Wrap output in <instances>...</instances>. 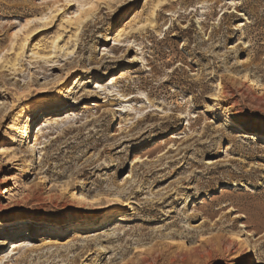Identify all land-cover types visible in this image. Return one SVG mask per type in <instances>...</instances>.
I'll list each match as a JSON object with an SVG mask.
<instances>
[{
  "label": "rangeland",
  "instance_id": "374dc122",
  "mask_svg": "<svg viewBox=\"0 0 264 264\" xmlns=\"http://www.w3.org/2000/svg\"><path fill=\"white\" fill-rule=\"evenodd\" d=\"M120 27L127 31L114 41ZM118 42L125 51L115 54ZM78 65L75 86L64 69ZM243 75L264 83V0H0V233L118 228L105 253L92 248L82 261L107 264L161 230L186 243L204 238L199 256L179 259L168 239L155 241L156 264H264V145L249 139L264 135V94L235 92ZM215 81L228 110L188 131L179 120L187 97ZM62 105L78 124L36 136ZM13 119L18 129L7 134ZM140 186L172 195L142 211L147 197L136 212L100 197L92 213L77 201ZM135 223L146 230L124 236ZM76 255L37 264H79L87 253Z\"/></svg>",
  "mask_w": 264,
  "mask_h": 264
},
{
  "label": "bare ground",
  "instance_id": "6f19581e",
  "mask_svg": "<svg viewBox=\"0 0 264 264\" xmlns=\"http://www.w3.org/2000/svg\"><path fill=\"white\" fill-rule=\"evenodd\" d=\"M177 2L178 0H170V2ZM168 3V2H167ZM89 13L85 14L84 16L87 17ZM23 27V26H21ZM126 29L124 27H120L115 32H117L113 36V40L116 41L118 39H121V36L126 33ZM114 32V33H115ZM116 47L112 49V52L115 54H118L120 52H124L123 50L124 46L121 44V42H118ZM12 68H15V64L11 65ZM81 65L76 66L74 69L71 68H65L64 70L67 73H70L73 75L72 77V83L73 85L79 84L81 80V73L83 71V68L80 67ZM63 67V66H62ZM242 75V74H241ZM45 77V74H44ZM251 87L254 91L257 92L258 95L264 94V83L259 84L255 83L252 79H249L248 77H245L243 75V84L237 85L235 88V92H241V90ZM225 90V87L222 83H219V81H215L212 83L207 89H205L202 93H194L187 97L186 100V107L184 112L180 114L179 120L182 122V127L185 124V127H187L188 131H192L193 128L195 130H198V126L203 127V124L207 127V115L215 116V113L220 111V114L216 116L222 117V112L225 110H228L225 105L222 104V97ZM64 105L59 109L60 111H56L54 114L55 116L51 117L50 119H46L42 121L39 125H37L35 128L36 132L35 135L39 136L41 135L44 137L47 135L48 137L52 135L53 131H57V133L62 132H69L73 127H75L78 124L77 119H75L76 115L73 113H68L62 116L65 113ZM225 121H228V117L224 116ZM208 123H211L208 121ZM25 125V124H24ZM23 125V126H24ZM19 123L15 119H13L10 123H8L5 127V132L7 134H11L12 132H16L18 129ZM243 127H240L242 129ZM27 130V129H26ZM200 130V129H199ZM22 132V131H21ZM27 134V131L25 132ZM249 139L263 142L264 145V135L257 134L250 136ZM47 146H44L42 148H46ZM156 170V169H155ZM161 170V169H160ZM149 171V174H145L140 179H138L139 185H144L148 183V179H150L156 172L160 171ZM84 184H87L86 181H84ZM68 186V185H65ZM171 193H153V191L146 192L145 189H141V186L137 189L132 188L128 190L119 189L111 191L110 189L104 192V196L102 195L101 191H99L95 196L92 198L84 197L82 195L78 196V203L80 204H86L88 205V208L91 210L92 213H95L94 209H91L93 205L99 204L100 197L102 198L101 201L104 200L107 204H122V205H130V210L133 208V206L138 207V204H140L141 200H147V197L151 198V204L142 206L140 209L142 211H146L147 207H150L153 209V206L156 208L165 201H167ZM70 197L75 198L74 195L71 193L69 194ZM83 207V206H82ZM111 210H114V206L110 205ZM84 209V208H82ZM132 211H137V208L132 209ZM157 211V210H156ZM144 221H140L138 224H143ZM174 224V223H173ZM143 225H137L136 223L131 227L130 231H126L124 233V236H129L130 233H136V232H142ZM25 232H29L24 235L14 236L7 232H1L0 234L7 241L11 242L13 240L17 242H12L11 244H7L4 242H0V248H5L7 245L11 246V250L9 252L0 253V264H5L6 260L13 259L10 264H20L27 261L30 256H34L33 263L37 264L41 260H48L53 257L60 256L61 254L69 251L77 253V257L79 254H84L85 257L81 260V263L88 260V258L94 254L95 249L100 248L101 250H98V256H100L102 253H105L104 250H107V246H110L113 244V238L115 236V233L119 231L118 228H114L112 231L106 230L105 227L100 228H93V225L86 224L84 227H77L72 232L67 233L65 235H53V236H46L43 235L41 239H35L33 237V234L30 232H33L36 230V228L33 227H26ZM20 230L17 228V231ZM152 231V230H151ZM150 231V232H151ZM59 232V230H58ZM150 232H147L145 234H149ZM155 232V231H154ZM250 235L255 234L254 231H249ZM43 234V231H37L36 235ZM153 234V231L152 233ZM0 235V236H1ZM153 236V235H151ZM164 236V237H163ZM264 236V235H263ZM200 237V236H199ZM168 239L167 241L165 239ZM202 238V237H201ZM199 239L201 241H193L190 243H186L185 239H181L176 237L172 233H168L166 235L162 234V231L155 232V236L151 238L148 242H138L134 244L130 249L129 252L122 251L118 255H115L112 260H109L107 264H134L138 262L139 264H156L157 258H154L152 255L160 256L161 253L159 249H157V243L155 241L162 242L165 240L166 245L165 249L167 251L172 250V248H177V252L175 250L174 257L176 258H183L187 257L190 254L194 255L197 254L199 256V246L201 243H203V238ZM259 239L261 236L258 237ZM159 239V240H158ZM198 240V239H197ZM1 241V240H0ZM3 241V240H2ZM6 242V241H5ZM94 248V251L92 252L91 249ZM200 249V248H199ZM246 253L251 254L253 247L249 245H245ZM174 251V250H172ZM169 253V252H168ZM170 255V253H169ZM190 255V256H191ZM171 256V255H170ZM14 257V258H13ZM77 257H74V261ZM173 257V258H174ZM202 256L200 255V258ZM251 257V256H250ZM170 258V257H169ZM182 260V259H181ZM83 261V262H82ZM168 264H173L175 261L174 259L168 260ZM177 261V260H176ZM73 262V261H72ZM249 262H253L251 259ZM248 262V263H249ZM261 262V261H260ZM9 264V262L7 263ZM73 264V263H72Z\"/></svg>",
  "mask_w": 264,
  "mask_h": 264
}]
</instances>
